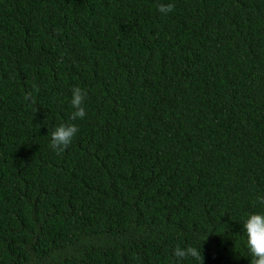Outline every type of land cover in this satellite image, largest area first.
<instances>
[{
  "label": "trees",
  "instance_id": "1",
  "mask_svg": "<svg viewBox=\"0 0 264 264\" xmlns=\"http://www.w3.org/2000/svg\"><path fill=\"white\" fill-rule=\"evenodd\" d=\"M258 196L264 0H0V264H250Z\"/></svg>",
  "mask_w": 264,
  "mask_h": 264
},
{
  "label": "clouds",
  "instance_id": "2",
  "mask_svg": "<svg viewBox=\"0 0 264 264\" xmlns=\"http://www.w3.org/2000/svg\"><path fill=\"white\" fill-rule=\"evenodd\" d=\"M174 7V4L171 2L157 4V10L162 15L171 13ZM33 87L36 92L39 91L37 86L34 85ZM71 91V106L73 111L70 120L83 119L86 115L85 100L87 92L79 86L73 87ZM26 98L31 99L33 103L35 102L31 92L27 93ZM78 131V126L75 123H60L51 133L50 147L57 154L64 152L71 145ZM257 202L264 207V196H258ZM243 228L246 235L248 256L251 257L250 264H264V211L250 213L244 221ZM173 255L178 262L192 257L199 261L200 264H204V257H201L199 249L192 246L187 248L177 247L174 249Z\"/></svg>",
  "mask_w": 264,
  "mask_h": 264
}]
</instances>
